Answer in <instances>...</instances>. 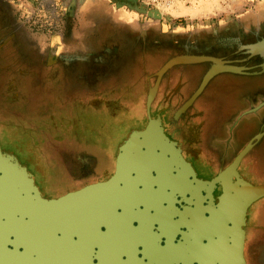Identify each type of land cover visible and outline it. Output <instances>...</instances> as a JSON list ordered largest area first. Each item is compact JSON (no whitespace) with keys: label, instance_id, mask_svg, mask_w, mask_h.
Masks as SVG:
<instances>
[{"label":"flooded vegetation","instance_id":"flooded-vegetation-1","mask_svg":"<svg viewBox=\"0 0 264 264\" xmlns=\"http://www.w3.org/2000/svg\"><path fill=\"white\" fill-rule=\"evenodd\" d=\"M60 1V5L63 6L65 0ZM102 1L111 6L105 11L109 13L108 17L115 16V18L110 17L109 22L115 24L116 20L121 21L125 26L121 33L126 35V38H134L139 47L136 55L127 61V65L135 67V75L141 73L142 77L137 80L134 77L128 85L134 91L138 89L144 91V98L142 102L135 103L130 99L126 101L123 94L118 96L117 100L103 95L98 99L99 102L90 103L87 107L82 103L84 111H89L88 107L102 110L96 113L95 124L102 133L103 142H100L98 147L100 151L96 156L86 153L85 156L78 157L72 172L57 179L53 178L49 161L44 159L42 152L38 151L31 142L29 145L12 144L11 139L2 136L3 121L7 117L4 109L8 105L18 106L28 99V94L25 91H12L14 90L12 88L10 91H3L4 89L0 91L1 151L5 155L13 156L15 161L30 174L33 182V185L28 186L8 182V179L13 180L11 178L14 174L6 168H0V264H187V262L183 263L186 260L188 264H198L200 246L208 242L205 235L211 230L225 186L238 182L235 173L226 177L222 175L251 142L253 147L244 155L236 172L244 181L258 186L254 182L259 171L257 162L255 161V165L252 166L247 164V158L264 138V135L259 140L254 138L264 133V126L261 125L262 127L242 146L240 144L242 141L238 143L240 138H237L234 130L241 122L243 112L253 110L264 103V89L256 91L261 100L256 105L244 109L237 116L241 118L238 121L235 120L237 117L229 118V113L225 115L222 112L223 115H220L215 110L214 98L223 94L220 91H225L226 83L221 82L220 77L236 75L239 78L255 77L264 80V54H251L248 50L249 45L263 40L264 23L248 25L224 23L217 27L210 25L205 27L208 34L192 35L191 39H188V36L183 34L191 31H187L185 27L176 25L173 27L169 24L167 25L169 27L165 28L162 24L164 17L152 20L146 14L128 8L122 0H86L79 9L77 8L76 13L66 7L62 9L51 5L52 22H47L48 25L41 24V29L59 31L56 34H47L50 37V45L58 42L62 44L73 22H81L82 16L87 17L86 12L92 13L91 7L96 6V2ZM117 3L121 8L117 7ZM39 11L42 10L37 8V13L34 15L36 20L42 17ZM176 27L180 28V31H177ZM9 30L7 24H0V67L2 68L7 62L3 53L15 38L14 34L8 33ZM226 32L229 34H225ZM180 34L182 37L178 40L177 35ZM167 50H169L166 52L169 55L167 61L181 55L209 56L212 60L177 65L168 70L159 81L156 96L148 112V93L155 87L158 81L156 74L165 63L157 70L149 71L146 51L161 54ZM106 58L107 61H99L96 58L94 66H89L86 58L76 61L82 62L81 67L85 70L84 74L81 71L80 77L86 90L90 89L93 81L98 82L107 65L113 60H118L109 54ZM218 60L229 66L243 68V71L217 72L200 90L206 74L218 67ZM53 62L54 66H57L61 62L73 61L60 53ZM189 68H205V71L199 78L198 75L190 74ZM18 72L19 80L24 73ZM88 72L95 80L86 76ZM198 79L197 85L192 86V83L197 82ZM215 85L216 87L213 88ZM16 86L19 89L18 82ZM262 86L264 87V83ZM188 91L191 92L187 93ZM197 91L202 92L184 112L178 115L179 110ZM207 91H218L220 95L212 96L209 93L206 98L208 104H204ZM246 96L249 95L239 91V98L245 99ZM254 97L256 98V95ZM233 101L235 102V99ZM221 105L216 109L226 111L230 108L225 106H229V103L222 102ZM212 108L214 110H211ZM254 112V115H264V106ZM224 116L228 119L225 120ZM151 120H159V127L164 136L156 134L158 126L153 128L154 134H151V131L148 135L138 134L148 130ZM224 121L227 126L224 125ZM77 123H82L83 126L94 124L87 115H83V119ZM261 123H264V117L259 124ZM125 146H128L130 152L127 156L128 161L124 163L126 168L119 174L117 161L121 148ZM69 161L67 159V162ZM68 169L70 170V166ZM16 175L17 179L22 181V178H19L21 174L16 173ZM115 176L119 178L118 187L125 190L121 199L104 200L102 191L95 189L92 195H85V198L76 202L73 207L70 203L58 200L69 192L106 183ZM72 181L75 188L65 186L64 183L70 184ZM34 187L47 200L46 205L41 204ZM255 203L248 209L247 224L249 212ZM76 212L78 215H75ZM63 216L69 219L72 226L76 224L79 229L83 226L86 228L79 231L77 227L74 226L76 228L74 230L71 226L72 231H70V226L67 228L66 224H57V221L65 223L59 218ZM49 219H52L51 222ZM52 221L57 222V225H53ZM68 221L66 220V223ZM92 227H94V235L87 230ZM244 229L245 258L249 264L248 233L246 227ZM88 235L94 239V242H91L90 237L86 238ZM80 236L85 238L80 239ZM77 239L83 242L84 239L87 240L82 244V241H75ZM84 244L92 245L90 247L92 250L87 249L88 251L84 252L87 247L89 248ZM68 249L69 251L71 249V252L67 251ZM80 250L84 254L88 252L89 255L85 257L87 254L82 255ZM185 250L192 252L188 251V254ZM65 251L73 255H65L67 253H64Z\"/></svg>","mask_w":264,"mask_h":264},{"label":"rangeland","instance_id":"rangeland-1","mask_svg":"<svg viewBox=\"0 0 264 264\" xmlns=\"http://www.w3.org/2000/svg\"><path fill=\"white\" fill-rule=\"evenodd\" d=\"M262 1L264 3V0H200L197 7L192 10L185 8L180 14L164 15L162 24L165 28H168L169 24L173 27L174 25L185 27L191 32L183 36L191 39L192 35L208 34L205 27L210 25H215V27L224 23L248 25L257 23L261 19L264 20V16L260 17L256 12V6ZM82 2L85 3L86 0H65L62 6L60 0H0V24H7L10 27L8 33L14 34L15 37L3 53L7 62L3 68L0 67V91L3 89V91H10L12 88L14 89L12 91H25L28 94V99L18 106L5 107L7 117L3 121L2 127L5 134L2 131V136L5 135L9 140L11 139L12 144L29 145L31 142L38 151L42 152L44 159L49 161L53 178L57 179L72 172V167L76 164L75 161H78L76 160L78 157L85 156L86 153L96 156V153L100 151L99 144L103 142L102 133L95 124L96 113L102 110L88 107L89 111H84L82 103L87 107L90 103L99 102L98 99L103 95L117 100L122 94L126 101L130 99L131 102L134 100L137 103L142 102L145 95L144 91L140 89L134 91L128 85L134 77L136 80L142 77L141 73L135 75V67L127 65V61L136 55L139 47L134 38H126L127 36L121 33L125 29L121 21L116 20L115 24L109 22L111 15L108 17L109 13L105 11L111 6L106 5V2H96V6H92V13L87 11V17L82 16L81 22H73L62 44L58 42L50 45V37L47 34H56L59 31L58 29H41V24L46 25L47 22H52L51 5L62 7V9L66 7L76 13ZM37 8L42 10L38 12L42 15L40 20H36L34 16ZM111 18L115 16L112 15ZM152 20L155 19L152 18ZM38 22L40 24H37ZM176 30L180 31V28L176 27ZM181 37L182 34L177 35L178 40ZM166 52L169 50L161 54L146 51L149 71L157 70L163 63H166L165 61L169 58ZM60 53H63L65 57L72 55L71 59L74 63L61 62L54 66L53 58ZM107 54L115 56L118 60H113L107 65L98 82L93 81L90 89L86 90L80 77L81 71L84 74L85 70L81 67L82 62L76 61L86 58L89 66H94L96 58L99 61H107ZM143 68L144 66L141 67L142 70ZM188 70L190 74L198 75L200 78L205 68H189ZM18 71L24 73L19 80L17 79ZM86 76L95 80L90 72ZM220 78L221 82L226 83L225 91H220L223 94H218V91H207L204 96L206 99L209 93L212 96L220 95L214 98L215 110L220 115H223L222 112L225 115L229 113V118H235L244 109L256 105L261 100L256 91L264 89L263 78L260 80L255 77L239 78L236 75ZM198 81L199 79L193 82L192 86L197 85ZM16 82H18L19 89ZM215 87L216 85L213 86ZM239 91L249 96L245 99L239 98ZM221 96L224 104L229 103V106L225 105L230 107L226 111L216 109L222 106ZM203 103L208 104L207 99ZM254 113L251 110L243 112L242 119L238 117L235 119L237 121L241 119L234 130L237 138H240L238 143L242 141L241 146L262 127L261 125L264 126V123L259 124L264 115H254ZM250 114L253 115L243 118ZM83 115H87L94 124L83 126L82 123H77L83 119ZM224 118L228 119L225 116ZM224 125L227 126L225 121ZM6 147L8 148L7 144ZM67 159L70 160V165ZM247 159V164L252 166L255 165V161L257 162L259 171L256 173L254 182L264 185V138ZM64 184L69 187L74 186L73 181L70 184L67 182ZM246 229L249 264H264V197L251 208Z\"/></svg>","mask_w":264,"mask_h":264},{"label":"water","instance_id":"water-1","mask_svg":"<svg viewBox=\"0 0 264 264\" xmlns=\"http://www.w3.org/2000/svg\"><path fill=\"white\" fill-rule=\"evenodd\" d=\"M128 8L131 10H135L138 13L146 14L147 16L154 19H162L164 17L157 10H148L145 6L139 3L138 0H122ZM117 7L120 5L117 3ZM249 52L251 54H264V40L258 42L253 45H249ZM208 60H212L209 56H195V55H181L171 58L169 61L161 67V69L157 72L158 81L149 93L147 98V107L148 112L150 110V106L156 96L157 87L161 77L171 68L177 65H185V64H194L205 62ZM219 61V60H218ZM243 71V68L239 69L234 66L226 65L223 62L219 61V65L217 68H213L210 70L201 85L200 90L205 86V84L217 73L221 71H229V72H239ZM202 91H197L179 110L178 115L185 111L196 99V97ZM264 106V103L259 105L257 108H254L251 111H256L258 108ZM158 126L156 134L160 136H164L162 129L159 127V120H151L149 128L147 131L143 133H138L139 135H148L151 131V134H154L153 128ZM137 135V133H134ZM264 133H261L255 137L256 140L262 138ZM253 147V143L247 145V147L236 157L234 162L224 171L222 176H229L232 173L238 178V182L234 183L231 186H225L224 195L221 197V201L219 204V210L216 212V215L211 224V230L207 235H205V239L208 241L207 243H203L200 246L198 264H247L245 258V244H246V231L245 227L247 225V212L249 207L255 203L256 201L262 199L264 197V185L255 186L247 181H244L236 172V168L238 167L240 161L244 157V155ZM130 152L128 146L121 148V153L118 157L117 161V173L126 168L124 165L125 161H128L127 156ZM0 168H6L8 171L10 170L12 176L8 182L11 183H21L24 185H33V182L30 178V174L26 171L24 167H22L17 161H15L13 156H8L2 153L0 148ZM17 174H21L19 178H22V181L18 180ZM9 177V176H8ZM17 180V181H15ZM117 176L113 177L110 181L103 184H94L91 187H87L86 189L77 190L73 192H69L66 195L62 196L58 199L60 202L70 203L73 207L76 202L83 200L85 195L90 196L94 193L95 189L102 191V198L105 199H121L125 190L118 187ZM35 193L38 195L39 201L41 204L46 205L47 200L44 199L40 191L33 188ZM75 215H78L77 212Z\"/></svg>","mask_w":264,"mask_h":264},{"label":"built area","instance_id":"built-area-1","mask_svg":"<svg viewBox=\"0 0 264 264\" xmlns=\"http://www.w3.org/2000/svg\"><path fill=\"white\" fill-rule=\"evenodd\" d=\"M148 9L157 10L163 15L180 14L185 8L194 9L200 0H138Z\"/></svg>","mask_w":264,"mask_h":264},{"label":"bare ground","instance_id":"bare-ground-1","mask_svg":"<svg viewBox=\"0 0 264 264\" xmlns=\"http://www.w3.org/2000/svg\"><path fill=\"white\" fill-rule=\"evenodd\" d=\"M127 166H128V164H127ZM125 179H126V178H125ZM178 190H179V189H178ZM194 198H195V197H194ZM163 199H164V198H163ZM158 200H159V198H158ZM158 200H157V201H158ZM155 201H156V200H155ZM157 201H156V202H157ZM156 202H155V203H156ZM138 204H139V203H138ZM152 204H153V203H152ZM156 204H157V203H156ZM59 218H60V220H62L63 222L65 221V223H62V222H60V221H57V222H58V223L56 222L57 224H63V225L66 224L65 226H66L67 228H69V226H70V227L72 226V225L70 224L71 222L68 221L69 219L65 218L64 216H63L62 218H61V217H59ZM63 218H64V219H63ZM37 220H38V219H37ZM37 220H36V221H37ZM49 220H50V219H49ZM49 220H48V221H49ZM51 220H52V219H51ZM51 220H50V222H51ZM66 220L68 221L67 223L70 224V225H68V224L66 223ZM101 220H102V219H101ZM43 221H44V220H43ZM54 221H55V220H54ZM54 221H52V222H54ZM37 222L39 223V221H37ZM59 222H60V223H59ZM38 223L36 224L37 227H38ZM56 223L54 222L53 225H54V224L57 225ZM41 224L44 225V223H41ZM41 224H40V226H41ZM48 224H50V223L48 222ZM46 225H47V223H46ZM75 225H76V224H74L72 227L74 228ZM50 226H51V224H50ZM91 226H92V225H91ZM93 226H94V225H93ZM66 227H65L64 229H66ZM72 227L70 228V229H71L70 231H72ZM75 227H77V230H79V231H81L80 229H84V228H86V227H84V226H83V228L81 227L80 229H79L78 226H75ZM87 228H89V227H87ZM93 228H94V227H92V229H93ZM75 229H76V228H74V230H75ZM92 229H90V230L87 229V230L89 231V233H91V235H94V232H93L94 229H93V230H92ZM68 230H69V229H68ZM85 230H86V229H85ZM87 230H86V231H87ZM83 231H84V230H83ZM83 231H82V233H83ZM86 231H85V232H86ZM66 232H67V230H66ZM92 232H93V233H92ZM67 233H69V231H68ZM67 233H66V234H67ZM70 233H71V232H70ZM85 234H88V233H85ZM85 234H84V235H85ZM69 235H70V234H69ZM80 235H81V234H80ZM81 236H82V235H81ZM81 236H80V239H83L84 236H83L82 238H81ZM89 237H90V236L88 235L86 238H89ZM84 238H85V237H84ZM90 239H91V242L94 240V239L91 238V237H90ZM78 240H79V239H77V240H75V241L78 242ZM85 240H87V239H84V242H85ZM88 240H89V239H88ZM71 241H73V240H71ZM71 241H70V242H71ZM75 241H74V243H75ZM79 241H80V240H79ZM81 241H82V244H83V243H84L83 240H81ZM81 241H80V242H81ZM89 242H90V241H89ZM93 242H94V241H93ZM86 243H88V242H86ZM66 244H67V243H66ZM80 244H81V243H78V245H80ZM90 244H91V243H90ZM84 245H86V247L89 246V248L92 246V245H89V244H88V245H87V244H84ZM66 247H68V246L66 245ZM81 247H83V245H82ZM86 247H84V248H86ZM144 247H145V246H144ZM192 247H193V246H192ZM192 247H191V248H192ZM89 248L87 247L86 250L83 249L84 252H85V251H88V250H89V251L92 250L91 248H90V249H89ZM66 249H67V248H66ZM81 249H82V248H81ZM87 249H88V250H87ZM192 250H193V249H192ZM192 250H191V251L188 250V251H189V252H192ZM67 251H69V249H68ZM67 251H65L64 253H66ZM80 251H81V254L83 253L82 255H85V254L88 253V252H86V253L84 254V252H82V250H80ZM186 251H187V250H185V252H186ZM188 251H187V253H188ZM69 252H71V249H70ZM69 252H67L65 255H67ZM64 253H63V254H64ZM188 254H189V253H188ZM68 255L71 256V255H73V254H68ZM88 255H89V254L85 255V257L88 256ZM70 256H69V257H70ZM189 257H191V256L189 255ZM198 257H199V254H198ZM182 258H183V257H182ZM182 258H181V259H182ZM190 259H191V258H190ZM182 261H183V260H182ZM86 262H87V259H86ZM186 262H187V264H188V261H187V260H186L185 262L183 261V263H186Z\"/></svg>","mask_w":264,"mask_h":264},{"label":"crops","instance_id":"crops-1","mask_svg":"<svg viewBox=\"0 0 264 264\" xmlns=\"http://www.w3.org/2000/svg\"><path fill=\"white\" fill-rule=\"evenodd\" d=\"M91 8H93V7H91ZM256 12H257V14L260 16V17H262V16H264V3H263V1L262 2H260L257 6H256ZM258 23H264V20L263 19H261V21H258ZM225 34H229V32H226ZM264 36V35H263ZM56 40V39H55ZM263 40H264V37H263ZM260 41V40H259ZM258 43V42H257ZM71 56L72 55H67L66 57H68V58H71ZM54 59V58H53Z\"/></svg>","mask_w":264,"mask_h":264}]
</instances>
